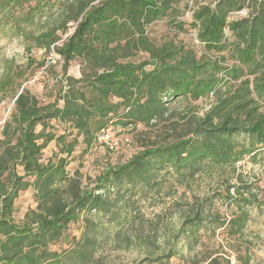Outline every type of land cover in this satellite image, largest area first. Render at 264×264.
I'll return each mask as SVG.
<instances>
[{
  "label": "trees",
  "instance_id": "1",
  "mask_svg": "<svg viewBox=\"0 0 264 264\" xmlns=\"http://www.w3.org/2000/svg\"><path fill=\"white\" fill-rule=\"evenodd\" d=\"M95 1L66 5L61 15L68 16L35 39L37 48L49 50L69 22L77 23L56 51L64 74L76 57H84L89 72L65 78L61 106L55 101L40 105L20 85L14 94V108L0 133V264H90L98 235L144 218L141 201L159 208L154 222L172 210L177 226L162 243L144 241L145 256L138 264H166L181 244L196 246L201 232L223 229L237 236L249 220L254 201L243 198L250 186L237 164L246 158L257 163L264 155V0H217L191 13L189 27L207 52L218 54V61L197 57L171 40L154 45L148 39L146 28L171 16L179 0ZM242 9H248L246 17L230 19ZM169 22L178 30L185 26L176 19ZM138 52L147 59L134 62ZM50 68L40 77L42 85ZM220 74L234 83L230 89L218 86ZM211 92L215 104L201 115L189 107L175 118L179 113L168 106L179 98L195 102ZM51 121L70 130L57 135ZM109 124L142 126L154 137L123 162L106 160L83 184L78 171L67 173L70 158L79 144L85 145L84 152L100 145L96 137ZM52 143L57 153L42 161V151ZM221 170L237 182L227 181L221 197L236 206L229 220L213 212L214 198L190 191L198 175ZM170 179L171 193L164 191ZM29 187L33 205L17 220L16 201ZM169 197L173 200L167 205ZM79 222L77 237L69 228Z\"/></svg>",
  "mask_w": 264,
  "mask_h": 264
},
{
  "label": "rangeland",
  "instance_id": "2",
  "mask_svg": "<svg viewBox=\"0 0 264 264\" xmlns=\"http://www.w3.org/2000/svg\"><path fill=\"white\" fill-rule=\"evenodd\" d=\"M74 1L0 0V133L14 108V94L19 85L29 89L31 94L36 96L40 105L55 101L61 106L60 98L65 91V78L79 79L83 73L89 72L84 57H76L70 63L66 74L63 73L62 63H59L48 70L43 85L38 86L29 83L30 81L25 83L26 79L40 65H44L48 53V50L43 51L37 48L35 45L36 37L55 29L60 21L68 16V14L61 15L63 7ZM98 1L96 0L95 3ZM216 1L179 0L170 12L171 16L157 20L146 28L148 39L154 45H160L171 40L177 45L191 49L197 57L206 56L218 61V54L207 52L197 41L196 30L189 27V18L195 9L202 5H213ZM171 19L184 22L183 30L171 26L169 22ZM57 34L60 32L58 31ZM225 34L226 38L229 39V33L226 32ZM59 37L61 39V36ZM220 55L226 56V54ZM146 59L147 55L143 52L136 53L135 57L132 58L136 63ZM226 63L228 61L220 65L225 67ZM218 78L221 79L218 84L219 87L223 86L224 89L228 90L231 85H234L223 74H220ZM215 101L216 93L211 92L195 102L179 98L168 106L172 111L179 113L175 116L176 118L180 116V113L186 112L185 110L189 107H193V110L201 115L211 105H214ZM50 123L54 126L53 132L57 135H62L70 130L67 124L56 121ZM113 129L121 142L109 153L104 147L96 144L87 152H84V144L75 147L67 166V173L70 176L78 171L83 184H85L88 179L97 175L106 160L111 163L123 162L144 145L149 144V139L154 137L142 126L122 127L113 124ZM162 129L158 128L159 133L163 132ZM0 139H2L1 135ZM70 139L68 138V140ZM57 151L54 143L48 145L42 151V161H46ZM237 167H239V173L243 176L242 179L245 184L250 186V192L245 193L243 198L254 201L252 208H248L249 220L243 232L231 237L223 229L216 230L214 234L210 231L201 232L200 242L196 246L189 247L187 244H181L178 254L166 264H264V155L258 159L257 163L246 158ZM231 177V173L228 171L226 173V170L200 174L192 184L190 191L198 196L209 195L214 198L213 212H217L221 219L229 220L236 206L228 205L227 201L221 197L224 195L227 181L231 185L237 184L236 179ZM28 180L32 181L31 178ZM171 184L172 180L170 179L166 184L165 192L171 193L168 189ZM33 194L32 187L20 193L16 201L15 218L17 220L21 218L27 208L33 205ZM170 197L166 200L167 205L173 200ZM148 204L143 201L139 202L138 205L144 218L135 219L118 232L115 228L109 226L107 228L105 224L100 225H104V228L108 230L98 235L100 240L97 241L94 260L90 264H138L145 256L146 245L144 241L156 238L159 243H162V237L167 236L177 226L175 216H172V210H167L161 212L158 222H154L152 221L156 219L154 215L159 214L160 211L159 208H148ZM81 227L82 223L80 222L70 226V233L78 237L81 233Z\"/></svg>",
  "mask_w": 264,
  "mask_h": 264
},
{
  "label": "built area",
  "instance_id": "3",
  "mask_svg": "<svg viewBox=\"0 0 264 264\" xmlns=\"http://www.w3.org/2000/svg\"><path fill=\"white\" fill-rule=\"evenodd\" d=\"M246 16H247V10L242 9L240 11L231 13L230 19L241 18ZM76 26H77L76 22H72L67 25L66 32L63 35H61V39L58 42H56L54 45L50 47L44 65L35 73L33 79L29 83L37 84L38 86H41L42 84L40 83V77L46 72V70L62 62L61 56L57 53L56 49L62 45V43L67 37L73 34ZM96 139L100 145H102L108 150L115 149L118 146V144L121 142L118 135L114 132V129L111 124L102 128L99 131ZM239 164L240 163H238L237 166H239Z\"/></svg>",
  "mask_w": 264,
  "mask_h": 264
}]
</instances>
